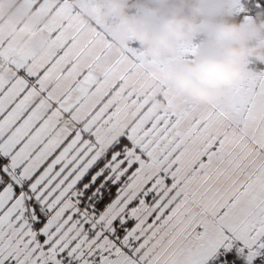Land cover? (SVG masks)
Instances as JSON below:
<instances>
[{"label": "snow or ice", "instance_id": "obj_1", "mask_svg": "<svg viewBox=\"0 0 264 264\" xmlns=\"http://www.w3.org/2000/svg\"><path fill=\"white\" fill-rule=\"evenodd\" d=\"M24 2L51 20L0 17V264H205L232 241L261 264L264 65L178 111L171 59L115 47L96 0ZM233 11L264 15V0Z\"/></svg>", "mask_w": 264, "mask_h": 264}, {"label": "clouds", "instance_id": "obj_2", "mask_svg": "<svg viewBox=\"0 0 264 264\" xmlns=\"http://www.w3.org/2000/svg\"><path fill=\"white\" fill-rule=\"evenodd\" d=\"M101 8V29L121 50L135 44L155 61L165 65L176 110L186 102L211 106L238 82L255 75L251 66L264 65V15L236 21L234 0H96ZM0 17L16 25L46 23L51 17L29 11L24 0H4ZM195 42L196 55L186 59L182 44ZM43 51L45 39L32 41ZM163 106V101H161ZM264 120V103L255 112Z\"/></svg>", "mask_w": 264, "mask_h": 264}, {"label": "rangeland", "instance_id": "obj_3", "mask_svg": "<svg viewBox=\"0 0 264 264\" xmlns=\"http://www.w3.org/2000/svg\"><path fill=\"white\" fill-rule=\"evenodd\" d=\"M263 258L264 251L257 257V261H261ZM205 264H248V251L243 248L239 241H232L231 246L221 245L206 260ZM254 264H256V261H254ZM261 264H264V262H261Z\"/></svg>", "mask_w": 264, "mask_h": 264}, {"label": "trees", "instance_id": "obj_4", "mask_svg": "<svg viewBox=\"0 0 264 264\" xmlns=\"http://www.w3.org/2000/svg\"><path fill=\"white\" fill-rule=\"evenodd\" d=\"M260 262H262V263H263V262H264V258H263V259H261V261H260Z\"/></svg>", "mask_w": 264, "mask_h": 264}]
</instances>
